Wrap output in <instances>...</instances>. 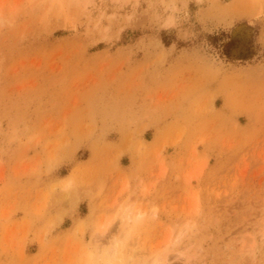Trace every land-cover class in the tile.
Instances as JSON below:
<instances>
[{
	"label": "rangeland",
	"instance_id": "obj_1",
	"mask_svg": "<svg viewBox=\"0 0 264 264\" xmlns=\"http://www.w3.org/2000/svg\"><path fill=\"white\" fill-rule=\"evenodd\" d=\"M0 264H264V0H0Z\"/></svg>",
	"mask_w": 264,
	"mask_h": 264
}]
</instances>
